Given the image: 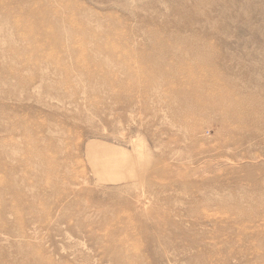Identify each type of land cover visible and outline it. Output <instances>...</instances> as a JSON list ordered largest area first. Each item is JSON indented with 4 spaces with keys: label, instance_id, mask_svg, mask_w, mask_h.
Wrapping results in <instances>:
<instances>
[{
    "label": "rangeland",
    "instance_id": "rangeland-1",
    "mask_svg": "<svg viewBox=\"0 0 264 264\" xmlns=\"http://www.w3.org/2000/svg\"><path fill=\"white\" fill-rule=\"evenodd\" d=\"M0 264H264V0H0Z\"/></svg>",
    "mask_w": 264,
    "mask_h": 264
},
{
    "label": "bare ground",
    "instance_id": "bare-ground-1",
    "mask_svg": "<svg viewBox=\"0 0 264 264\" xmlns=\"http://www.w3.org/2000/svg\"><path fill=\"white\" fill-rule=\"evenodd\" d=\"M52 29V28H51ZM57 31H59V28H58V30ZM116 152H117V150H116ZM90 153H93L92 151L90 152ZM118 153H123V152H118Z\"/></svg>",
    "mask_w": 264,
    "mask_h": 264
}]
</instances>
